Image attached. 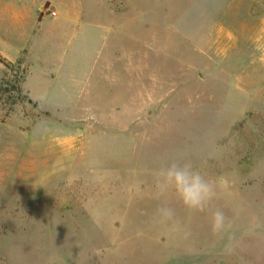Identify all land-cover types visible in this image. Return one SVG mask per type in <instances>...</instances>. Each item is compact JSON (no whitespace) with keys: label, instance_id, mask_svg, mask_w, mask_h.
I'll return each mask as SVG.
<instances>
[{"label":"rangeland","instance_id":"obj_1","mask_svg":"<svg viewBox=\"0 0 264 264\" xmlns=\"http://www.w3.org/2000/svg\"><path fill=\"white\" fill-rule=\"evenodd\" d=\"M63 2L77 42L0 56V264H264V0ZM180 158L217 182L206 212L155 198Z\"/></svg>","mask_w":264,"mask_h":264},{"label":"crops","instance_id":"obj_2","mask_svg":"<svg viewBox=\"0 0 264 264\" xmlns=\"http://www.w3.org/2000/svg\"><path fill=\"white\" fill-rule=\"evenodd\" d=\"M63 1L0 0V56L8 62H16L28 53L33 60L35 50H39L40 46L43 48L49 43L59 50L66 39L77 42L72 32L78 19L75 14H70L68 5H63ZM48 4L57 8L58 16L47 14ZM70 27V34L66 37L65 32ZM60 57L61 54L52 59L54 64L50 69L44 65L46 61L41 62L39 73L45 75L58 69Z\"/></svg>","mask_w":264,"mask_h":264},{"label":"clouds","instance_id":"obj_3","mask_svg":"<svg viewBox=\"0 0 264 264\" xmlns=\"http://www.w3.org/2000/svg\"><path fill=\"white\" fill-rule=\"evenodd\" d=\"M220 187H226L221 180ZM155 198L160 200L167 193L173 192L178 201L189 214L203 213L209 210L212 202L218 198L216 181L208 179L196 169L188 159H176L167 162L154 173ZM155 222L161 226L178 227L175 211L166 203H162L156 211ZM231 220L226 213L217 208L211 213V232L221 239H231ZM188 235L189 233H185Z\"/></svg>","mask_w":264,"mask_h":264},{"label":"trees","instance_id":"obj_4","mask_svg":"<svg viewBox=\"0 0 264 264\" xmlns=\"http://www.w3.org/2000/svg\"><path fill=\"white\" fill-rule=\"evenodd\" d=\"M0 62H2L4 65H7V63L1 58H0Z\"/></svg>","mask_w":264,"mask_h":264},{"label":"built area","instance_id":"obj_5","mask_svg":"<svg viewBox=\"0 0 264 264\" xmlns=\"http://www.w3.org/2000/svg\"><path fill=\"white\" fill-rule=\"evenodd\" d=\"M51 15L55 16L56 15V12L52 11L50 12Z\"/></svg>","mask_w":264,"mask_h":264}]
</instances>
